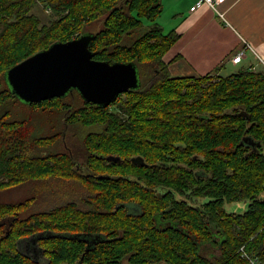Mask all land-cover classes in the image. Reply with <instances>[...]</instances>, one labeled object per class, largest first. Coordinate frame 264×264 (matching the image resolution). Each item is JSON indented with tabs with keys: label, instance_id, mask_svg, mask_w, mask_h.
Listing matches in <instances>:
<instances>
[{
	"label": "trees",
	"instance_id": "obj_1",
	"mask_svg": "<svg viewBox=\"0 0 264 264\" xmlns=\"http://www.w3.org/2000/svg\"><path fill=\"white\" fill-rule=\"evenodd\" d=\"M162 7L0 0V197L28 188L0 200V264H264V71L172 75L165 55L180 33L157 21ZM85 32L95 59L135 61L141 87L106 107L76 88L33 103L12 91L10 67ZM37 106L85 128L82 149L58 144L65 126L22 115ZM243 200L244 211L226 209Z\"/></svg>",
	"mask_w": 264,
	"mask_h": 264
},
{
	"label": "crops",
	"instance_id": "obj_2",
	"mask_svg": "<svg viewBox=\"0 0 264 264\" xmlns=\"http://www.w3.org/2000/svg\"><path fill=\"white\" fill-rule=\"evenodd\" d=\"M197 0H162L157 21L180 37L165 59L172 75L197 76L210 72L228 75L250 67L264 71V0H224L219 9L226 20L207 4L191 7ZM249 46L245 47V44ZM246 52L237 63L232 57Z\"/></svg>",
	"mask_w": 264,
	"mask_h": 264
},
{
	"label": "water",
	"instance_id": "obj_3",
	"mask_svg": "<svg viewBox=\"0 0 264 264\" xmlns=\"http://www.w3.org/2000/svg\"><path fill=\"white\" fill-rule=\"evenodd\" d=\"M94 34L85 32L66 41H55L10 67L6 72L12 91L27 103L64 97L76 88L86 100L108 106L121 93L142 85L135 61H108L94 58L90 44ZM251 141L250 135L243 142ZM257 144H261L257 141ZM117 161L120 156L108 155ZM132 160L144 164L142 156Z\"/></svg>",
	"mask_w": 264,
	"mask_h": 264
},
{
	"label": "rangeland",
	"instance_id": "obj_4",
	"mask_svg": "<svg viewBox=\"0 0 264 264\" xmlns=\"http://www.w3.org/2000/svg\"><path fill=\"white\" fill-rule=\"evenodd\" d=\"M34 12L40 15L43 22H47L49 19V13L46 11L42 5H38L34 8ZM103 16L98 17V20L93 21L91 24L87 26V28L95 29V26L99 27L102 24ZM158 19V18H157ZM147 21V20H146ZM147 23V22H146ZM167 30V29H166ZM227 71H222V75L226 74ZM28 110L34 113V116L38 118V122L41 124H44L47 127V131H50L51 127L53 128V131H62L63 127L65 126L64 120H63V112L62 110H54L50 112H44L40 109L39 106L36 107V110L31 109H23L22 115L28 116ZM83 131H86L85 128L81 126H72L67 127L65 126V131L62 132L61 137L58 139V144H68L76 151L82 149V133ZM59 146V145H58ZM60 147V146H59ZM79 152V151H78ZM77 152V153H78ZM28 188L27 187H21L13 190L10 193H7L5 196H1L0 200H17L21 198L24 194H27ZM247 201H238V202H232V203H226V209L229 211H235V212H242L247 208ZM44 208L43 202H38L30 209V211L34 209ZM33 238L30 239L32 241ZM35 241V239H34ZM32 246H34V243L32 242ZM213 250L210 246H206L204 248V252L208 254L210 251ZM246 255H250V253L247 251ZM243 257V255H241Z\"/></svg>",
	"mask_w": 264,
	"mask_h": 264
},
{
	"label": "built area",
	"instance_id": "obj_5",
	"mask_svg": "<svg viewBox=\"0 0 264 264\" xmlns=\"http://www.w3.org/2000/svg\"><path fill=\"white\" fill-rule=\"evenodd\" d=\"M222 1H224V0H197L196 3L191 7V9L194 10V9L199 8L203 4H207L210 7H212L220 17H222L226 20L225 13L219 9V4ZM246 46H249V43H246L245 47ZM245 47H243L239 51H237V53L232 57L233 62L237 63L238 61H240L242 59V57L245 55V52H246ZM254 264H258V263H256V261H254Z\"/></svg>",
	"mask_w": 264,
	"mask_h": 264
}]
</instances>
